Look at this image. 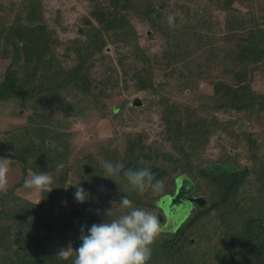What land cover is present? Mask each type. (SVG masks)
<instances>
[{
    "label": "rangeland",
    "instance_id": "rangeland-1",
    "mask_svg": "<svg viewBox=\"0 0 264 264\" xmlns=\"http://www.w3.org/2000/svg\"><path fill=\"white\" fill-rule=\"evenodd\" d=\"M36 1L42 13L37 24L46 27L56 62L69 68L85 54L91 91L85 95L68 86L54 96L29 91L23 104L0 101V158L12 161L8 186L0 198L5 194L16 198L7 205L0 202V264H21L24 253L13 244V229L29 217L30 205L42 200L56 202L64 213L65 224L57 226L61 233L38 230L36 236L49 239L48 248L56 254L68 246L79 247L81 228L86 234L92 224L118 218L125 210L106 186H99L100 193L83 204L67 193V187L78 180L71 168L81 164L84 156L99 161L114 154L121 160L127 142L134 139H140L151 155L160 156L152 155L148 166L167 171L160 193L146 192L138 198L140 208L158 215L163 231L156 241L173 245L182 255L181 263L232 264L228 235L241 230L249 216L261 215L264 207V56L246 66L243 83L261 97L252 106L223 108V92L214 93V84L221 81L236 87V76L242 71L225 58L229 48L246 43L253 33L264 48V0H247L248 5L236 0H117L135 32V40L126 41L121 40L122 31L102 30L103 20L115 12L114 0H0L2 41L13 24H31L27 15ZM239 21L244 28H231ZM92 43L100 48L90 50ZM10 61L0 55V82ZM148 67L151 85L141 87L136 72ZM59 101L72 108L61 111ZM191 113L218 124L190 160L192 174L182 163L161 159L166 153H177L173 135ZM38 127L64 134L67 142L68 177L61 185L60 166L50 169L55 188L49 193L25 188L24 181L37 171L12 157L11 146L18 135ZM179 141L185 144L183 137ZM45 144L56 143L46 138ZM232 174L238 175V182L221 202L223 185ZM102 195L108 196L101 200ZM196 198L202 202L196 203Z\"/></svg>",
    "mask_w": 264,
    "mask_h": 264
},
{
    "label": "trees",
    "instance_id": "trees-1",
    "mask_svg": "<svg viewBox=\"0 0 264 264\" xmlns=\"http://www.w3.org/2000/svg\"><path fill=\"white\" fill-rule=\"evenodd\" d=\"M236 1L243 5H248L247 0ZM113 3L115 12L103 20L102 30L112 32L113 34L122 31L123 36L121 40L126 41V39L132 38L135 40V32L125 15L120 12L118 1L114 0ZM124 7L127 6L124 5ZM151 11L150 7L146 9L145 14L148 15ZM27 20L31 24L24 27L13 24L7 28L8 30H6L3 36L4 40L2 41L0 38V55L11 58L10 64L5 71L4 79L0 82V101H20L23 104L25 102L24 99L29 95V91L43 96H48L49 94L54 96L68 86L75 91H80L85 95L88 94L91 91V84L84 71L86 55L84 54L82 57H79L78 61L69 68H64L56 62L57 60L50 48L49 33L44 25L37 24V22L42 20L40 1L32 3V10L27 15ZM244 27L245 24L240 21L234 22L231 26L234 29ZM253 35L249 36L247 42L244 44L240 42L236 43L229 48V52L225 55V58L234 66H239L242 72L236 76V87L221 81L214 84V93L218 92V90H222L223 92L220 96L223 108L246 109L248 106H252L257 98H261L260 96H255L249 87L243 83L248 70L246 66L250 63L258 62L264 56V48L258 45L260 41L256 39L257 35L254 33ZM259 38L261 40L262 35ZM94 44L95 47L93 43L89 45L90 50H98L100 48V45ZM18 69H21L22 77H18ZM231 70H233V67H231ZM141 71L136 72L140 86L150 87L151 75L149 67L143 68V71ZM140 73H143L145 77H140ZM52 100L55 102L56 99ZM58 104H60L58 108L63 112H68L72 108L70 103H60L59 101ZM93 108L97 109L99 107L93 105ZM168 112L166 111L164 119L168 117ZM187 121L181 127V131L176 130L173 135L175 136V140L172 144L179 146L176 150L177 153H166L161 159L172 162L175 165L182 163L183 167L192 174L190 160L197 150L199 151L204 147L210 133L214 131L213 129L217 128L218 124L216 120L208 122L204 117L200 115L196 117V114L192 113ZM166 122L171 124L167 120ZM169 127L172 128L173 125H169ZM170 130L172 131V129ZM181 137L185 139V144L181 145L180 141L178 142ZM46 138L56 143L54 147L45 144ZM15 141L11 146L13 151L12 157L21 161L25 166L35 169L37 173L48 172L50 169L56 170V167L60 166L57 171L59 172L61 185L65 184L70 168L64 166V162H66L68 156L67 142L64 134L60 132L56 134L51 130L38 127L32 130L25 129L23 135H18ZM156 154L153 155L152 153L154 159L160 158ZM152 155L143 146L140 139H134L127 142L121 160H118L114 154L113 157L110 155L104 156L99 161L97 159L91 160L87 156H84L81 164L71 168L73 169V173L78 177V180L73 185L80 183V186L90 193L89 197L100 193L98 187L104 185L107 187V193H115L119 201L122 196H127L133 201V205L140 207L138 201L139 194L135 191H125L127 181L123 173L112 177L115 181L110 178L107 179L105 177L107 173L103 169L101 161L107 160L114 164L123 163L124 170H137L147 167L151 169L156 179H162L167 175L166 169L147 165V161L153 159ZM51 176L54 177L53 175ZM237 182L238 175L232 174L225 182V185H223L224 188L220 193L221 202L235 188ZM75 190L74 186L69 185L67 187V193L71 196H73L72 194L75 193ZM107 196L102 195L100 199L103 200ZM11 198L9 194L2 195L0 202L7 205L9 202L16 201V198H13L14 200ZM24 204L27 207L29 205L27 202ZM30 206L29 217L24 222L18 223L17 228L13 229V244H17L24 253L21 256V264H72L73 258L66 261L61 260L56 256L55 252L50 251L48 248L49 239H36L38 230H48L49 232L56 229L58 230L57 232L61 233V229H57V226H61L63 224H60L61 222L65 224L66 221L64 213L58 207V204L52 200H42L40 204ZM213 206H217V202H213ZM12 215V212L8 213L9 217ZM4 231L6 236L8 231ZM227 244V252L234 260L232 264H264V207L261 215L249 216L244 221L241 230L228 235ZM180 254L173 245H169L166 241H156L152 245V256L148 264H159L165 260H168L169 264H186L181 263L183 258H181L182 255Z\"/></svg>",
    "mask_w": 264,
    "mask_h": 264
},
{
    "label": "clouds",
    "instance_id": "clouds-1",
    "mask_svg": "<svg viewBox=\"0 0 264 264\" xmlns=\"http://www.w3.org/2000/svg\"><path fill=\"white\" fill-rule=\"evenodd\" d=\"M168 22L172 23L171 17ZM101 163L107 173L106 178L112 179L123 173L127 181V192L135 191L143 195L151 191L155 195L164 188V180L156 179L150 168L124 170L123 163L114 164L107 160H102ZM11 164V160L0 158V192L7 189ZM53 182V177L48 172L30 173V178L24 181V187L37 193H49L54 188ZM71 186L76 189L75 201L85 203L90 193L80 183ZM118 205L125 210L118 218L94 223L86 234L81 228L79 247L75 250L71 246L62 248L56 256L65 261L73 258L72 264H148L152 256V245L163 231L158 215L135 207L127 196H122Z\"/></svg>",
    "mask_w": 264,
    "mask_h": 264
},
{
    "label": "water",
    "instance_id": "water-1",
    "mask_svg": "<svg viewBox=\"0 0 264 264\" xmlns=\"http://www.w3.org/2000/svg\"><path fill=\"white\" fill-rule=\"evenodd\" d=\"M194 201H195L196 203H201V202H202V200H201L200 198H196V199H194Z\"/></svg>",
    "mask_w": 264,
    "mask_h": 264
}]
</instances>
